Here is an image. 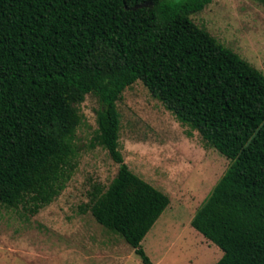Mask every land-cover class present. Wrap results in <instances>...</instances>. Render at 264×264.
<instances>
[{
    "label": "trees",
    "instance_id": "1",
    "mask_svg": "<svg viewBox=\"0 0 264 264\" xmlns=\"http://www.w3.org/2000/svg\"><path fill=\"white\" fill-rule=\"evenodd\" d=\"M211 2L0 0V204L36 212L60 195L93 95V140L118 170L85 209L151 264L141 242L170 198L119 151L117 103L141 82L229 161L190 222L223 252L216 264H264V74L192 20Z\"/></svg>",
    "mask_w": 264,
    "mask_h": 264
},
{
    "label": "rangeland",
    "instance_id": "2",
    "mask_svg": "<svg viewBox=\"0 0 264 264\" xmlns=\"http://www.w3.org/2000/svg\"><path fill=\"white\" fill-rule=\"evenodd\" d=\"M191 18L264 74V3L212 0ZM78 108L82 119L75 139L76 168L65 189L36 212L26 204H0V264H143L123 238L85 209L93 186L107 188L118 165L93 140L98 99L87 95ZM117 109L125 164L170 198L141 242L151 264H216L223 252L190 222L229 161L181 125L141 82L124 91Z\"/></svg>",
    "mask_w": 264,
    "mask_h": 264
}]
</instances>
